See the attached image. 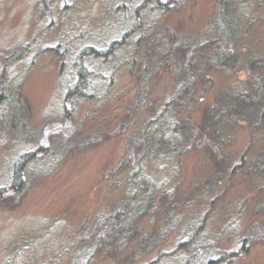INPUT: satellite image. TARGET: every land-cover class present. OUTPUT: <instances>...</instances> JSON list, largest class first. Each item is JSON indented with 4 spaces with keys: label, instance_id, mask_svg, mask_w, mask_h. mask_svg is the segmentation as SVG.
<instances>
[{
    "label": "rangeland",
    "instance_id": "obj_1",
    "mask_svg": "<svg viewBox=\"0 0 264 264\" xmlns=\"http://www.w3.org/2000/svg\"><path fill=\"white\" fill-rule=\"evenodd\" d=\"M232 7L233 41L217 31L216 0H0V264H264V241L248 239L264 231V118L209 116L264 77V56L249 61L264 51V0ZM199 40L210 44L186 74L193 86L172 101ZM220 44L236 53L210 67ZM195 125L216 131L236 174L185 141ZM142 131L154 143L134 177L124 153ZM27 152L20 192L13 165ZM140 185V210H118Z\"/></svg>",
    "mask_w": 264,
    "mask_h": 264
},
{
    "label": "trees",
    "instance_id": "obj_2",
    "mask_svg": "<svg viewBox=\"0 0 264 264\" xmlns=\"http://www.w3.org/2000/svg\"><path fill=\"white\" fill-rule=\"evenodd\" d=\"M233 1L238 2L240 0H216V9H215V17H214L216 26L218 27L217 31H220L221 27L223 29H226L229 32L227 38H229L232 41L236 38L237 30H238V26L234 22V19L232 17V14H234L233 12L235 9L232 7ZM210 38H211V42L217 44L218 41H221L220 32H217L214 36ZM201 41L199 40L197 42L199 43ZM202 43L203 41L201 42V45L198 46L199 48L195 47L197 46V44L194 45L195 48H194V51H192L193 57L188 56L186 58V56H183V54H181L182 56L181 59H184V60L177 70L178 73H177V80L175 83L176 84L175 98L172 99V101L176 102L178 98L184 92H188L189 90H191L190 87L193 86L192 79L185 80V77H186V74L194 75L192 70H197L198 67L202 65L200 63L201 56L200 54L196 53V50H201L206 45H209L210 42L207 41V43L203 44V46H202ZM220 46L221 47L219 48V50L212 53L210 57L206 55L207 62L209 63L210 67H219V65H224V62L229 61L232 58L231 56H234L236 53L234 49L233 51H231L228 47L225 49L226 46L224 44H220ZM262 55L264 56V51L262 50L252 51L250 53L249 61L254 60L253 58H258V57L262 58ZM243 69L245 70L247 69V72H249L250 77L247 80H249L250 82L253 81L257 75V74L253 75L255 73L254 72L255 68L248 69L247 67H244V66L240 68V70H243ZM144 71H147V70H144ZM182 77H183V80L181 79ZM261 77L263 76H260V78L256 77L254 80L255 82L253 81L249 83L250 89H251L250 93L240 94V95L238 94V96L233 97V98H231L230 96H227L226 97L227 99L224 100V103H221L219 106H217L214 111L209 110V113H210L209 116L211 117V119L214 120V123L217 124V121L220 118L227 117V120H230L232 122L233 121L235 122L246 121V122L253 124L254 127H257L259 117L264 118V103H263L264 102V94H263L264 93V81L262 80ZM79 78H82L81 80L83 81V76L81 74L79 75ZM82 81H80V83ZM77 85H80V84L77 83L76 86ZM178 110H180V108H178ZM250 110H252L251 112H253L252 116H250V114L245 113L246 111L249 112ZM232 111H235V113L231 114ZM190 125H194L191 122V120H190ZM187 129H188L187 130L188 136L185 139V141L188 140L189 142L190 141L194 142L193 144L194 147H198L201 145L203 147L205 146L209 150H212L216 154L217 162H219L221 166L229 169L230 175L236 174L237 170H236L235 165H232L231 162H228L225 160L227 152L223 147V144H222L223 141L215 138L214 135L216 134V131H214L209 136L203 137V134L207 133V130H205L203 127H196L195 125V126H190V128L187 127ZM191 137L193 139H191ZM153 143H154L153 135L147 131L139 132L138 138H135V136H131L130 143L125 150L126 152L124 153V157L128 158L127 162L130 163L129 166L130 167L133 166V171H135L133 172L134 177H138L141 174L140 170H138V164L137 163L134 164L136 155H138L141 151H144L143 153L149 152L151 145ZM182 147H185L187 149L189 146L186 143H184ZM182 147L180 148V150L182 149ZM31 154L32 152H27V153L20 155L13 165V176L11 180V185L15 187L14 189L16 190L20 188L17 191L23 192L26 190V182L25 184L22 182L23 180H25V174H24L25 171H23V166L25 165V163L27 162ZM256 160L257 158L255 159L256 163H264V154L259 156L258 160L257 161ZM135 165H137V167H135ZM21 175L24 176V178H21ZM142 187L143 185H140V187L138 188L139 189L138 192L133 193L129 198L120 202L118 206V210L120 211L134 210L136 212L139 211L141 208V205L139 204V202L141 201L142 198L146 196L145 193H143L142 191ZM2 195H4V192L1 191L0 198H2ZM12 200H13L12 203L16 204L19 201V198L13 197ZM121 223L122 221L118 223L119 225L112 224L111 228L107 227L106 229H104V233L106 235L104 237H101L100 239L98 238L99 241L101 243H104V245L112 246V243H113L112 238L115 239L116 236H119L123 228V225ZM259 230H264V227L259 228ZM258 236L260 238H258ZM248 239L249 240L251 239V241L262 239L264 241V231L259 233L257 236L252 235L251 237H248ZM125 244H126L125 240H122V241L118 240L114 243V245H117L120 248ZM221 259H222V255H219L214 260L211 259L210 264H212L211 263L212 261L215 262L214 264H217L218 263L217 261H220Z\"/></svg>",
    "mask_w": 264,
    "mask_h": 264
}]
</instances>
